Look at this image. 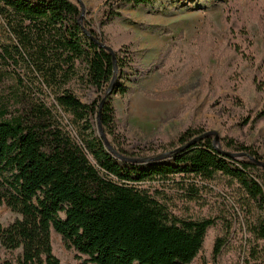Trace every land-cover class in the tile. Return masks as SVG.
I'll use <instances>...</instances> for the list:
<instances>
[{"label":"trees","instance_id":"1","mask_svg":"<svg viewBox=\"0 0 264 264\" xmlns=\"http://www.w3.org/2000/svg\"><path fill=\"white\" fill-rule=\"evenodd\" d=\"M154 1L107 0L97 21L80 23L76 0H0V57L29 76L22 91L0 90V210L20 216L7 227L0 222V244L21 250L5 264H64L53 233L80 264H193L215 227L210 262L264 264V167L257 164L264 156L258 145L228 132L218 147L214 136L186 147L206 133L199 124L159 138L153 148L137 149L126 140L127 116L121 118L115 97L128 107L146 73L138 72L132 32L121 22L124 10ZM261 24L264 38V18ZM234 45L241 60L229 62L235 73L228 81L239 87L249 80L255 89L259 106L243 123L256 130L264 123V54L258 61L254 49ZM189 53L181 33L156 64L173 60L179 67ZM114 58V96L101 108L105 135L124 158H168L122 161L99 137L97 117L115 76ZM242 62L250 64L249 74L240 72ZM78 88L94 99L83 101ZM218 185L227 196L215 192Z\"/></svg>","mask_w":264,"mask_h":264},{"label":"rangeland","instance_id":"2","mask_svg":"<svg viewBox=\"0 0 264 264\" xmlns=\"http://www.w3.org/2000/svg\"><path fill=\"white\" fill-rule=\"evenodd\" d=\"M80 1L85 8L84 20L97 21L107 0ZM229 2L155 0L148 7L124 10L126 18L121 22L122 29L132 32L138 72L146 73L128 107L115 97L121 118L127 116L123 132L132 147H156L159 138L174 136L190 125L199 124L206 130L205 134L217 133L219 142L229 132L241 143L258 145L264 156V123L258 124L256 130L243 123L248 112L259 106L255 89L249 80L239 87L228 81V75L234 72V69L228 70L229 62L241 60L234 51L235 42L241 49H254L258 61L264 54L261 24L264 0H238L224 11V5ZM206 19L209 20L207 25ZM231 21H235L232 32L229 29ZM181 33L190 46L186 59L179 67L173 60L158 67L156 61L169 47L171 39ZM7 63L0 57V90L22 91L24 85L29 84L27 71ZM239 70L244 74L252 71L250 64L245 62ZM78 94L83 101L94 99L93 93L84 89L78 88ZM161 96L163 98H159ZM52 100L46 102L50 104ZM215 188V192L227 196L226 187L218 185ZM207 196L217 199L214 193L209 192ZM191 211L197 212L199 207L192 206ZM18 218L20 216L8 207L0 210L3 227ZM218 231L219 227L210 229L205 248L193 264H214L210 262V254ZM52 243L62 263L80 264L78 255L68 252L55 233ZM20 253L21 250L7 251L0 244V264L14 261Z\"/></svg>","mask_w":264,"mask_h":264},{"label":"water","instance_id":"3","mask_svg":"<svg viewBox=\"0 0 264 264\" xmlns=\"http://www.w3.org/2000/svg\"><path fill=\"white\" fill-rule=\"evenodd\" d=\"M80 5H81V8H82V15L79 19V22L82 23L84 21V17H85V8H84V5L82 4V2L80 0H77ZM85 33L87 35H89V33L85 30ZM102 47H104L105 49H107L108 51H110L111 53H113L112 49H110L109 47L101 44ZM114 63H115V76L113 78V81H112V84L110 86V88L108 89V92L107 94L105 95V97L103 98L101 104H100V112H99V115L97 117V129H98V134H99V137L104 141L107 149L109 150L110 153H112L117 159L119 160H122V161H126V162H131V163H138V164H147L149 162H153V161H160V160H163V159H166L170 156V154H164V155H161L157 158H153V159H145V160H133V159H127V158H124L123 156L119 155L116 150L113 148V146L111 145L109 139L107 138V136L105 135L104 131H103V128H102V125H101V108L103 107L104 103L107 101V99L112 95V92H113V88L115 86V83H116V80H117V72H118V69H117V66H116V62H115V58H114ZM215 136V141H214V145L216 147L219 146L220 142H219V135L215 132H210V133H207V134H204L203 136L199 137V138H196L194 139L188 146L186 147H189V146H192L194 145L195 143H197L198 141H200L201 139L207 137V136ZM182 149L184 148H181L177 151H181ZM229 156H236V155H240V154H233V155H230L228 154ZM257 164L259 166H262L264 167V163H261V162H257Z\"/></svg>","mask_w":264,"mask_h":264}]
</instances>
